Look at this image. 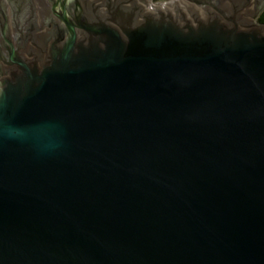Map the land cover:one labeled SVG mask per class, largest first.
<instances>
[{
    "label": "water",
    "instance_id": "water-1",
    "mask_svg": "<svg viewBox=\"0 0 264 264\" xmlns=\"http://www.w3.org/2000/svg\"><path fill=\"white\" fill-rule=\"evenodd\" d=\"M264 0H0V264H264Z\"/></svg>",
    "mask_w": 264,
    "mask_h": 264
},
{
    "label": "trees",
    "instance_id": "trees-1",
    "mask_svg": "<svg viewBox=\"0 0 264 264\" xmlns=\"http://www.w3.org/2000/svg\"><path fill=\"white\" fill-rule=\"evenodd\" d=\"M259 23L264 24V12L263 14L260 16V18L258 19Z\"/></svg>",
    "mask_w": 264,
    "mask_h": 264
}]
</instances>
